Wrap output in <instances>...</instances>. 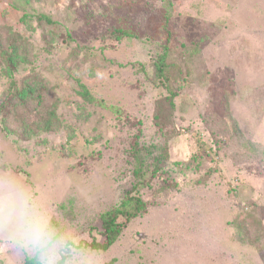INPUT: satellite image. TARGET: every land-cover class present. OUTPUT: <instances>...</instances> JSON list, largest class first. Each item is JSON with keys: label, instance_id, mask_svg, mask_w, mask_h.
<instances>
[{"label": "rangeland", "instance_id": "rangeland-1", "mask_svg": "<svg viewBox=\"0 0 264 264\" xmlns=\"http://www.w3.org/2000/svg\"><path fill=\"white\" fill-rule=\"evenodd\" d=\"M10 194L46 217L56 264H264V0H0V264H42ZM130 197L146 212L94 248Z\"/></svg>", "mask_w": 264, "mask_h": 264}, {"label": "trees", "instance_id": "trees-1", "mask_svg": "<svg viewBox=\"0 0 264 264\" xmlns=\"http://www.w3.org/2000/svg\"><path fill=\"white\" fill-rule=\"evenodd\" d=\"M50 23H52V21L49 20ZM122 34L121 35H125L127 37L130 36V33L127 32L126 30H121L120 31ZM169 35V32H167V36ZM13 47H11L12 53H15L14 50H12ZM164 50L165 52L162 54V56L160 58H158V62L155 64V68L157 70V77L162 81V83L166 86V87H170V84L172 83L170 74L168 72L169 70V66L167 65V61H166V52H167V46H164ZM21 55V54H20ZM18 56V58H16V56L13 58V56H10L8 59V62H10V64H12L15 68V66L22 64L23 62L20 61L21 56ZM17 59V62H16ZM7 72H9L10 76H12V70L9 67L7 69ZM81 91L79 92L80 96L85 98L88 101H92L91 97L89 96L88 92L86 91L87 88L82 85L79 84ZM33 91H35L34 88H31L30 86L27 89H22L20 91H18L17 95H18V99H20L21 101L26 102V100H29L31 98V95L33 93ZM175 94L170 95L169 99H170V105L171 107H173V99H174ZM26 117V116H25ZM28 130H33V131H46V132H50L52 130V126L49 125L48 120L45 121L43 124L40 125H35V126H26L25 129V133L23 136H25L26 139H29L30 132L27 131ZM257 148L254 147H250V154L256 155V153L258 152L256 150ZM146 151V149H145ZM134 154V160L135 162L138 164L140 162V157L141 154L144 155V152L142 150H135L133 152ZM147 154H149V152L147 151ZM204 155V153H203ZM153 159L156 161V163L158 162V165H156L153 168L152 171V177L154 176V179H156L155 175H157L159 172L163 173V170L160 168L161 164L163 165L165 160H166V155L165 157H162L159 154H155V156L153 157ZM145 160V158H144ZM141 160L140 164L144 161ZM160 176V175H159ZM157 183V182H156ZM159 183V182H158ZM156 188L158 189V196L157 199L163 198L165 197V195L167 193H170V196L168 197H172V193H176L178 191H180V188H178V186L175 184L173 186V188H166L162 183H159L158 185H156ZM155 188V190H156ZM146 212V206L144 204V202L139 198V197H130L127 198L118 208L113 209L112 211H108L105 212L104 214H102L101 217V223L104 229V236L106 238L105 243L99 245L96 243H92L91 245H93L94 248H101L103 251H106L107 249L110 248L111 245H114L115 242H117L121 235L123 234L124 230H126V226L128 225L129 222H131L132 220H134L135 218L139 217L140 215L144 214ZM247 213H240V217L246 216ZM119 218H123V222H117V219ZM244 218V217H243ZM253 222L255 223V228H254V232L257 231L258 235L261 231V227H262V223H260L258 220H256L254 217H252ZM235 229L237 230V236L235 237V241L240 242L244 245H250L252 243V238H251V234L250 232H248L247 230H245V228L242 225L241 220H237L236 224L234 225ZM64 262V257L62 258V260H60L57 264H62ZM25 264H38L35 262V258L31 259V260H27L25 262ZM109 264H113V262H110Z\"/></svg>", "mask_w": 264, "mask_h": 264}, {"label": "clouds", "instance_id": "clouds-1", "mask_svg": "<svg viewBox=\"0 0 264 264\" xmlns=\"http://www.w3.org/2000/svg\"><path fill=\"white\" fill-rule=\"evenodd\" d=\"M10 207L18 211L20 226L30 242L43 254L42 264H56V244L46 217L34 209L27 201L17 204L15 197L9 196Z\"/></svg>", "mask_w": 264, "mask_h": 264}]
</instances>
